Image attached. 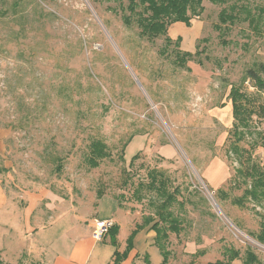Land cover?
<instances>
[{"label": "rangeland", "instance_id": "1", "mask_svg": "<svg viewBox=\"0 0 264 264\" xmlns=\"http://www.w3.org/2000/svg\"><path fill=\"white\" fill-rule=\"evenodd\" d=\"M202 7L190 25L154 33L132 0H0L2 264H43L42 253L112 264L166 199L148 189L152 171L174 196L157 233L167 264H264V212L237 203L245 188L229 142L231 88L264 62V0ZM244 88L260 145L264 96ZM96 141L106 158L94 159ZM254 158L264 165L263 146ZM104 197L121 205L116 245L93 235ZM157 234H136L132 264L162 262Z\"/></svg>", "mask_w": 264, "mask_h": 264}, {"label": "trees", "instance_id": "2", "mask_svg": "<svg viewBox=\"0 0 264 264\" xmlns=\"http://www.w3.org/2000/svg\"><path fill=\"white\" fill-rule=\"evenodd\" d=\"M203 1L204 0H132V3L143 7L144 12L147 14V16L142 15L144 18L140 21L145 30H149L154 33H167L169 28L176 23L190 25L191 20L194 17L199 16L202 11ZM210 1L218 3L222 0ZM227 16V11H222V22H226ZM247 81L252 83L253 88H255L260 98L264 96V62H256L251 68L247 69L240 84L233 85L229 93L234 118L233 128L230 131L231 137L229 138L231 146L230 152L236 157L240 164V168L236 170V175H239V180L235 181V184L238 186L242 185L245 188L243 198L239 199L237 203L243 205L245 201H248L260 207L264 212V165L260 160H256L254 158L255 148L257 146L264 147V132L263 134H258L260 140H263L262 144L259 145V143L255 140V130H257L258 127H255L253 124V118L254 116H257L253 107L254 101L244 88V84ZM259 108L262 112L263 119L264 107L260 106ZM249 139L251 141H249ZM92 153L96 154V157H94L95 160L104 159L108 156L105 153V149L100 141L92 143ZM96 165L97 162L94 163V166ZM149 178L151 182L148 184V189L150 191L153 190L158 192L161 197H166L158 208L156 218L158 220L150 218L145 222V224H143V226L134 230L128 239L126 250L124 253L116 252L114 254L112 264H122L128 259L130 252L134 249V238L141 229L144 230L146 227H150L149 229L154 231L156 234L160 233L159 228L161 223L167 222L169 219L174 217L173 213L169 210V207L174 201V196L173 194L168 193L167 183L164 180V176L158 172L152 171L149 173ZM262 217L264 220V213ZM172 222H175V220H172ZM172 227L177 231L175 226L172 225ZM262 231L263 233L258 236V240L260 243L264 244V228ZM118 233L119 227L115 225L107 234L112 237L115 245L117 244ZM158 240H160V238L157 234V244L163 256L162 264H167L168 255L163 251V247H160ZM236 254L237 253L234 254L235 257ZM237 259V257L233 258L231 263L217 262V264H232V262ZM254 260L256 261L254 256L251 255L246 261H244L243 264H253ZM147 262L148 264H151L148 258ZM0 264H2L1 261Z\"/></svg>", "mask_w": 264, "mask_h": 264}, {"label": "crops", "instance_id": "3", "mask_svg": "<svg viewBox=\"0 0 264 264\" xmlns=\"http://www.w3.org/2000/svg\"><path fill=\"white\" fill-rule=\"evenodd\" d=\"M115 202V204H116V207H117V212H115V211H111L110 209H111V205H112V202ZM102 203H104L103 204V206L104 205H108V204H110V206H104L102 209H103V211H102V215L104 214V216H102V218H101V216H98V217H100L102 220H108V219H113L114 220V222H115V225H117L118 227H119V233H118V235H117V241L119 242V240H120V232H121V230H122V227H123V225H122V223L119 221V216H120V213H121V208H119V203H118V201H116L115 199L114 200H112V199H109V198H106V197H104V198H102L101 200H99V203H98V207L102 204ZM113 206H115V205H113ZM98 215L100 214V212H98L97 213ZM150 227H146L145 229H144V231L147 233V234H149L150 236H153V233H154V231H152V230H150L149 229ZM134 230H136V229H134ZM133 230V228H132V232L134 231ZM131 232V233H132ZM155 235V234H154ZM86 236L87 235H85L83 238H81L80 239V241H78V243H84L85 241H86ZM106 236H108V235H106ZM94 239V238H93ZM95 240V239H94ZM99 241H101V240H99ZM92 242V241H91ZM135 248V247H134ZM133 253H135V254H133ZM159 253H160V255H162L161 254V251L159 250ZM139 254L136 252V251H134V249L130 252V254H129V256H128V259L123 263V264H132L133 262H134V260H135V258L138 256ZM41 256H43L42 257V263L43 264H52V261H53V258H51V259H48V257L47 256H45L43 253L41 254ZM72 258H74V255H72V256H70L69 258H63V257H61V256H57L55 259H54V261H56V264H69L68 262L70 261V259H72ZM150 259H151V257H150ZM163 259V257L161 258V260ZM130 261V263H128ZM150 262H151V264H161V263H163V260H162V262L160 261L159 263H153L152 262V260H150ZM113 263V262H112ZM148 264V263H147Z\"/></svg>", "mask_w": 264, "mask_h": 264}, {"label": "built area", "instance_id": "4", "mask_svg": "<svg viewBox=\"0 0 264 264\" xmlns=\"http://www.w3.org/2000/svg\"><path fill=\"white\" fill-rule=\"evenodd\" d=\"M115 226V222L112 219L108 220H101V219H95L94 220V238L96 240H100L104 238L111 228Z\"/></svg>", "mask_w": 264, "mask_h": 264}]
</instances>
